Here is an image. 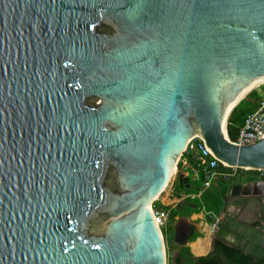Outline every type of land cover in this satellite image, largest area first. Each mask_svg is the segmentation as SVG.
Returning <instances> with one entry per match:
<instances>
[{
  "label": "water",
  "instance_id": "1",
  "mask_svg": "<svg viewBox=\"0 0 264 264\" xmlns=\"http://www.w3.org/2000/svg\"><path fill=\"white\" fill-rule=\"evenodd\" d=\"M263 80L264 0H0V264H165L191 135L264 171L225 132Z\"/></svg>",
  "mask_w": 264,
  "mask_h": 264
},
{
  "label": "trees",
  "instance_id": "2",
  "mask_svg": "<svg viewBox=\"0 0 264 264\" xmlns=\"http://www.w3.org/2000/svg\"><path fill=\"white\" fill-rule=\"evenodd\" d=\"M264 91V81L258 84L252 93L248 92L230 111L227 117V131L230 137H234L238 131V128L245 117V115L252 111L260 100L261 94ZM184 166V165H183ZM186 168L188 166H184ZM220 168L228 169L229 166H226L220 163ZM259 175L264 176V171L260 169H249L237 167L236 174L225 178L214 179L219 187L216 189H206L201 195L202 199H197L199 201L198 206H191L186 203L182 206L181 210L186 211L188 214L200 208L201 205L204 206L205 210L209 211H219L222 206L223 196L226 194L228 188L234 183L237 179H251ZM182 172L179 169L177 176L174 180L175 193L183 191L182 189ZM188 179L193 188L198 190L201 188V180L193 178L191 172L185 177ZM191 197H188L190 199ZM194 200V199H193ZM177 211L175 208L172 210V214H176ZM230 232V229L226 227V224L223 220L219 222V228L212 238V245L214 246L212 250L208 251L205 254L196 255L191 250L188 244L180 245L179 249L173 251L169 257V264H263L264 259V250H259L256 245L255 249L246 248L245 246L237 243L230 242L226 239V234ZM197 236V237H196ZM170 240L173 239V229H169ZM194 241V244L206 248L207 244L203 243V236H200V232L195 231L192 237L190 238ZM171 247V242H170ZM172 249V248H171Z\"/></svg>",
  "mask_w": 264,
  "mask_h": 264
},
{
  "label": "built area",
  "instance_id": "3",
  "mask_svg": "<svg viewBox=\"0 0 264 264\" xmlns=\"http://www.w3.org/2000/svg\"><path fill=\"white\" fill-rule=\"evenodd\" d=\"M225 132L227 137L237 144L256 141L264 137V91L258 105L243 118L236 135L229 136L227 125ZM178 160L182 166L189 167L193 178L201 180V188L209 186L214 179L229 178L237 171L235 166H229L228 169L220 168V160L213 155L205 139L198 133L188 138ZM186 195L184 192L175 193L174 182L170 180L152 201V214L165 241L168 240L169 229L175 217L172 210ZM190 195L194 194L190 193ZM215 224L213 223V226Z\"/></svg>",
  "mask_w": 264,
  "mask_h": 264
},
{
  "label": "flooded vegetation",
  "instance_id": "4",
  "mask_svg": "<svg viewBox=\"0 0 264 264\" xmlns=\"http://www.w3.org/2000/svg\"><path fill=\"white\" fill-rule=\"evenodd\" d=\"M222 180L226 179L223 178ZM235 183H240L242 185L241 187H236L234 189L235 191H238L237 193H231L227 190L225 195L229 207L228 212L223 214L217 220L213 234L210 237V247L205 253L212 250L214 247L212 245V238L218 230L219 222L221 220H223L226 227L230 229V232L226 234V239L228 241L237 242L246 248H251L253 250L257 245L259 250H264V176L259 175L244 180L237 179L232 185ZM232 185L230 186V189ZM205 218L207 219L206 216ZM213 220H215V218H213ZM183 231L184 234L182 236H186L189 241V238H191L194 232L197 231V225L187 226ZM174 239L177 240L175 236ZM177 242L179 245L186 244L180 243L178 240ZM203 243L208 245V236H203ZM190 246L195 252L205 250V248L195 245L193 240L190 241Z\"/></svg>",
  "mask_w": 264,
  "mask_h": 264
},
{
  "label": "rangeland",
  "instance_id": "5",
  "mask_svg": "<svg viewBox=\"0 0 264 264\" xmlns=\"http://www.w3.org/2000/svg\"><path fill=\"white\" fill-rule=\"evenodd\" d=\"M260 84V83H258ZM254 85L250 88V90L248 92L252 93L254 91V88L258 85ZM247 92V93H248ZM246 93V94H247ZM181 170L182 172V189L183 191L181 192H186V196L191 197L190 199H188V197H186L185 199L181 200L179 203H177V205L174 207L175 210L177 211V223L176 225L178 226H182L184 224H186L189 221H194V225H197V231L200 232V236H204L207 234V231L209 230V235L213 234V230L214 227L216 226V224L213 226V223H216L217 220L226 212H228V204L226 202V195L223 196V202H222V206L220 207L219 211H209V210H205L204 206L201 205L199 209L191 212L190 214H188L186 211L181 210L182 206L186 203L190 204L191 206H198L199 201L196 200L197 199H202V195L201 193L206 190V189H217L219 187V184L213 180L211 182V184L209 186H207L206 188H199L198 190H195L191 184V182L186 179L185 177H187L189 175V170L188 168L184 167L181 165L180 160L177 161V165L174 167L173 173L169 179L170 180H174V178L177 176V172L178 170ZM194 195H190V193H192ZM194 199V200H193ZM195 212V213H194ZM196 213H198V215L200 216H196ZM206 214H213L215 220L208 221L205 216ZM191 216H193L194 218H191ZM197 217V218H196ZM172 226V225H171ZM170 226V228H171ZM204 229V230H203ZM206 232V233H205ZM170 242H171V247H170ZM164 244H165V251H166V261L165 264H169V257L171 256V254L173 253L174 250L178 249V247L180 246L179 243L177 242V240H175L174 238L172 240H170V238H168L167 241L164 240ZM172 248V249H171Z\"/></svg>",
  "mask_w": 264,
  "mask_h": 264
},
{
  "label": "crops",
  "instance_id": "6",
  "mask_svg": "<svg viewBox=\"0 0 264 264\" xmlns=\"http://www.w3.org/2000/svg\"><path fill=\"white\" fill-rule=\"evenodd\" d=\"M183 175V174H182ZM176 178V177H175ZM175 178H174V180H175ZM174 180H173V182H174ZM184 193H186V192H184ZM193 193V192H192ZM186 197H188V196H186ZM186 197H183V198H181L180 199V201L181 200H183V199H185ZM179 201V202H180ZM178 202V203H179ZM195 213V212H194ZM175 215V217L173 218V221H172V226H171V228L173 229V238H174V236H175V238L177 237V238H180V237H182V235L184 234V231H183V229H185L187 226H190V225H194V221H189V222H187L186 224H184V225H182V226H178V225H176V223H177V213L176 214H174ZM207 215V214H206ZM196 216H200V215H198V213H196ZM191 218H194L193 216H191ZM197 218V217H196ZM198 228V227H197ZM198 230V229H197ZM204 230V229H203ZM206 233V232H205ZM197 237V236H196ZM211 235H208V240H209V243H208V245L206 246V248H205V250L204 251H201V252H195V251H193V249H192V247L190 246V241L192 240V239H190L189 238V241H188V245H189V247H190V250L194 253V254H202V253H205L207 250H208V248L210 247V240H211Z\"/></svg>",
  "mask_w": 264,
  "mask_h": 264
},
{
  "label": "bare ground",
  "instance_id": "7",
  "mask_svg": "<svg viewBox=\"0 0 264 264\" xmlns=\"http://www.w3.org/2000/svg\"><path fill=\"white\" fill-rule=\"evenodd\" d=\"M258 82H259V81H258ZM258 82H257V83H258ZM257 83H256V84H257ZM256 84H254V85H256ZM254 85H252V86H254ZM252 86H251V87H252ZM251 87H249L248 89H250ZM248 89H246V90H248ZM208 233H209V230L207 231V234L205 235L206 237L208 236Z\"/></svg>",
  "mask_w": 264,
  "mask_h": 264
}]
</instances>
